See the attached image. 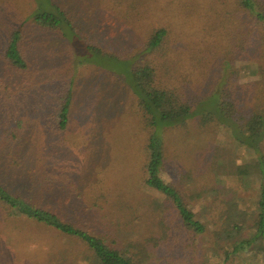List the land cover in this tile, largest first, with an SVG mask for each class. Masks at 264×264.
I'll return each mask as SVG.
<instances>
[{"label": "rangeland", "instance_id": "rangeland-1", "mask_svg": "<svg viewBox=\"0 0 264 264\" xmlns=\"http://www.w3.org/2000/svg\"><path fill=\"white\" fill-rule=\"evenodd\" d=\"M233 2L0 0V100L6 94L10 108L0 102L1 117L21 120L24 151L37 152L33 188L39 203L66 222L114 239L145 264H264L260 240L233 254L237 243L256 233L262 182L238 172L264 159V141L258 152L249 149L238 143L244 138L239 129L216 118L224 102L236 103L244 122L264 113L263 46L256 50L264 32L229 10ZM45 7L64 12L70 26L54 31L33 23ZM20 27L27 72L7 68L4 59L10 35ZM158 29L169 35L164 53L148 48ZM148 65L159 84L192 107L186 124L164 129L163 177L205 225L203 234L188 230L170 203L158 207L163 197L145 187L149 133L130 72ZM9 69L10 79L2 77ZM66 85L73 89L71 122L53 135L45 129V113ZM226 210L239 213V233L226 225ZM42 229L1 214L0 264H89L84 245Z\"/></svg>", "mask_w": 264, "mask_h": 264}, {"label": "trees", "instance_id": "trees-1", "mask_svg": "<svg viewBox=\"0 0 264 264\" xmlns=\"http://www.w3.org/2000/svg\"><path fill=\"white\" fill-rule=\"evenodd\" d=\"M228 7L229 10L237 12L239 15H247L250 22H254L255 29L259 27L260 34H263L264 0H234L233 4ZM33 23L40 28L54 31L61 30L65 25L70 26L69 19L64 12L49 11L46 7L45 9L40 8L33 16ZM23 38V27H20L11 33L4 52V59L7 61L6 67L18 72H27L31 66L24 50ZM168 40L169 35L166 29L155 30L149 40L148 48L164 53ZM260 40L261 44L256 46V50L259 52L260 47L263 46L264 56V34ZM251 68L253 76L257 78L256 64ZM10 69L8 74H4L2 77L10 79L12 74ZM130 73L139 98L138 105L142 113V120L149 133L145 187L163 197V201H156L158 207L164 203H170L188 230L195 234H203L206 231L205 225L197 218L183 194L163 177L166 161L164 129L186 124L193 113L192 107L183 100L177 91L159 84L158 74L154 67L148 65L133 69ZM66 87H68L67 90L64 89L59 93L57 105L54 108L51 105L50 110L45 113V129H48L53 135L66 132L71 122L73 89L71 85H66ZM8 88V91H12L11 85ZM2 97L1 108L10 109L5 105L6 94L3 93ZM237 112H242V110L236 103L224 102L220 104L216 118L230 130L239 129L244 138L243 140L239 139L238 143L257 151L260 148L259 145L264 141V113L254 112L253 116L244 122ZM1 115L6 114L0 111V216L2 214L5 219L16 222H32L43 228L42 231H54L65 239L84 245L86 248L85 258L89 260V264H145L138 258V255L130 254L128 249L119 248L114 239H108L66 222L62 214L47 204L43 205L38 202L37 194L33 188L35 182L33 178L36 173L33 163L37 162L35 157L37 152L34 151L35 148L30 150V154L24 151L25 138L22 137L21 120H10L12 116L10 114L11 116L6 121L7 119L4 120V118L7 116L3 118ZM213 115V112L204 114L205 117ZM6 127L8 130L4 134L3 131ZM41 152L43 151L41 150ZM25 171H28V174H24ZM238 174L242 179H249L251 176L261 178L262 182L256 233L252 239L237 243L233 254L249 250L259 240L264 243V159L261 158L258 162H253L251 166L240 169ZM224 215L227 218L226 225L230 227L232 223V231L236 230L239 233L242 230V225L237 224L239 213L234 210H226ZM258 248L260 252L264 251V245L260 244Z\"/></svg>", "mask_w": 264, "mask_h": 264}]
</instances>
